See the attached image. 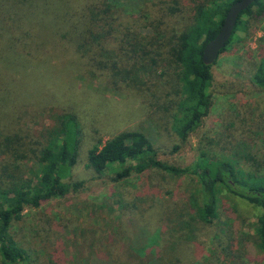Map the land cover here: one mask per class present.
<instances>
[{"label":"trees","instance_id":"obj_1","mask_svg":"<svg viewBox=\"0 0 264 264\" xmlns=\"http://www.w3.org/2000/svg\"><path fill=\"white\" fill-rule=\"evenodd\" d=\"M188 1L191 5L181 0H163L157 12L152 13L158 15L152 19L155 30L143 34L134 29L132 20L143 17L135 18L123 9H114L111 0H0L2 262L28 264L27 251L14 238L12 225L21 219L24 209L39 208L83 188L84 181L74 179L73 171L84 149L86 169L102 174L109 167H118L111 177L115 183L153 169L194 176V191L190 195L193 207L185 211L188 221L183 214L180 221H175L179 214H170L163 229V237L168 236L161 241L162 255L158 251L154 255L156 264H192L193 257L200 258L201 250L207 246L203 236L210 232L221 196L240 199L257 209L255 238L261 254L257 264H264V161L252 160L247 170L242 168L240 145L235 141L247 133V128H241L240 117L232 110L220 133L225 141L220 142L215 135L202 137L189 170L161 164L154 142L146 132L134 127L116 129L100 144L96 139L88 144L81 131L78 108L88 99L105 97H94L79 86L76 75L143 91L139 94L145 99H135V106L158 114L159 127L181 142L198 130L214 108L211 66L218 60L204 64L202 52L237 0ZM263 9L264 0H254L239 13L219 56L236 38L237 31L245 28L247 21L243 16L254 18ZM248 52L241 63L248 66L250 83L264 90V47L259 60ZM147 76L149 79L145 80ZM44 113L52 114V123L39 134L28 123ZM263 115L264 111L257 115V122ZM176 149L177 146L173 151ZM31 159L41 164L37 185L23 166ZM134 207L137 205H127L122 212ZM138 215L133 214L134 222L128 225L129 249L125 252L112 245L87 248L88 242L84 245L82 241L89 253L75 262L71 255L64 254L62 244H57L45 255L46 263L152 264L150 255L138 252L150 246L151 239L150 230ZM178 224H186L184 227L189 229L181 230ZM175 235L180 237H171ZM154 244L153 239L151 246ZM187 251L192 255H186Z\"/></svg>","mask_w":264,"mask_h":264},{"label":"rangeland","instance_id":"obj_2","mask_svg":"<svg viewBox=\"0 0 264 264\" xmlns=\"http://www.w3.org/2000/svg\"><path fill=\"white\" fill-rule=\"evenodd\" d=\"M162 1L111 0L114 9H123L135 18L143 17L132 19L134 29L143 34H151L155 30V21L152 19L158 15L152 16V13L157 12ZM188 2L181 0V3L191 5ZM243 19L247 21L245 28L241 27L237 31L236 38L211 66L213 83L210 91L215 101L214 108L185 142L159 127L161 120L158 114L135 106V99H145L144 95L139 94L143 91H135L119 83L110 86L103 82L105 80L76 75L79 86L94 97H105L88 99L78 108L81 131L88 144L95 139L100 144L116 129L134 127L146 132L154 142L157 159L161 164L189 170L196 159L202 137L215 135L219 136L220 142L225 141V136L220 133L224 122L230 116L229 111L232 110L240 117L241 128H247V133L235 141L240 145L242 168L247 170L252 160L264 161V115L257 122V115L264 111V90L250 83L248 66L241 63L242 58L249 55L248 51L258 60L263 55L264 9L261 14L256 12L254 18L243 16ZM144 79H149V76ZM136 109H139L138 113L135 112ZM51 116L50 113H44L28 125L41 134L43 128L52 123ZM175 146L177 149L173 151ZM84 157L83 149L73 171L74 179L84 181L81 190L64 198L52 199L39 208H26L21 219L13 223L11 232L21 247L26 249L28 264H47L45 255L57 244H62L64 254L71 255L75 262L89 253L81 245L82 241L84 245L88 242L87 248L112 245L113 248L121 247L123 250H119L125 252L129 249L128 225L134 222L132 215L135 213H139V221L151 232L148 244L150 246L139 249L138 252L141 255H150L152 264H156L154 255L156 251L158 255H162L161 241L168 236L166 234L163 237V229L168 224L170 214H179L175 216V221H180L182 214L185 221H188L185 211L193 207L190 205V195L194 191V176L172 175L153 169L115 183L111 177L118 169L117 166L97 174L85 168ZM23 166L29 171L32 182L37 185V176L41 171L40 162L31 159ZM261 174L264 175V170ZM127 205H137V208L123 213ZM257 213V209L245 201L224 199L221 196L217 215L211 223V233L206 232L208 235L203 236L207 246L201 250L200 258L193 257L192 264H257L261 255L255 238ZM178 225L181 230L187 228L184 227L186 224ZM171 237L178 239L180 236ZM153 239L155 244L151 246ZM170 241L174 239L170 238ZM190 253L187 251L186 255H192ZM0 264H5L1 258Z\"/></svg>","mask_w":264,"mask_h":264},{"label":"water","instance_id":"obj_3","mask_svg":"<svg viewBox=\"0 0 264 264\" xmlns=\"http://www.w3.org/2000/svg\"><path fill=\"white\" fill-rule=\"evenodd\" d=\"M254 0H237L228 8L221 28L218 33L209 40L202 52V61L204 64H213L219 56L220 50L226 45L231 37L239 13L246 9Z\"/></svg>","mask_w":264,"mask_h":264}]
</instances>
